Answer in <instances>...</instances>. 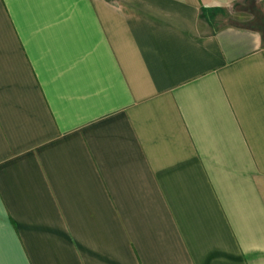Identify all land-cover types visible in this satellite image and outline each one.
<instances>
[{
	"label": "crops",
	"instance_id": "obj_1",
	"mask_svg": "<svg viewBox=\"0 0 264 264\" xmlns=\"http://www.w3.org/2000/svg\"><path fill=\"white\" fill-rule=\"evenodd\" d=\"M241 1L0 0V264H264Z\"/></svg>",
	"mask_w": 264,
	"mask_h": 264
},
{
	"label": "trees",
	"instance_id": "obj_2",
	"mask_svg": "<svg viewBox=\"0 0 264 264\" xmlns=\"http://www.w3.org/2000/svg\"><path fill=\"white\" fill-rule=\"evenodd\" d=\"M233 9L256 13L253 21L246 23L247 25H244L260 31L263 35L264 42V1L256 3L254 0H242L241 2H236Z\"/></svg>",
	"mask_w": 264,
	"mask_h": 264
}]
</instances>
